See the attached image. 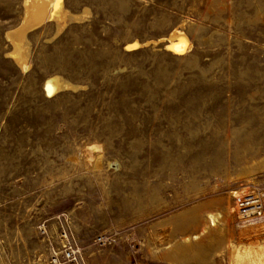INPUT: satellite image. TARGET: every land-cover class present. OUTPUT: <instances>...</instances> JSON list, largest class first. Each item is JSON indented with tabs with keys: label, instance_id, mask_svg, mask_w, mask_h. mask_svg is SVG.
Masks as SVG:
<instances>
[{
	"label": "rangeland",
	"instance_id": "1",
	"mask_svg": "<svg viewBox=\"0 0 264 264\" xmlns=\"http://www.w3.org/2000/svg\"><path fill=\"white\" fill-rule=\"evenodd\" d=\"M64 6L91 12L29 31L22 68L6 32L23 0H0V264H230L262 243L236 198L264 200V0ZM52 74L84 87L48 96ZM229 208L193 248L153 249Z\"/></svg>",
	"mask_w": 264,
	"mask_h": 264
},
{
	"label": "bare ground",
	"instance_id": "2",
	"mask_svg": "<svg viewBox=\"0 0 264 264\" xmlns=\"http://www.w3.org/2000/svg\"><path fill=\"white\" fill-rule=\"evenodd\" d=\"M23 6L24 13L20 22L14 27L8 29L6 32V37L11 41L13 45V49L11 50L10 54L15 59L17 64L22 68L28 67V60L31 55L30 41L28 38L29 31L42 25L46 20L50 18L57 20L58 29L56 34H58L63 28V26L61 25L62 23H60V21H63L65 23H67L68 19L80 21L91 12L88 7H85L82 13H73L64 6V0H23ZM175 39L177 40V42H174L176 41ZM170 41L172 43V48L175 51H179L182 53L183 50H186L185 48L188 44V37L179 27H175L170 32ZM131 45L129 46L130 48L137 44H134L133 46ZM44 86L46 89V94L48 96L55 95L65 90L75 91L81 87H84V85L73 83L59 74H52L48 76L44 81ZM231 193L237 194L238 191L233 190L231 191ZM231 210L230 208L227 209L225 214L212 209H208L201 214L197 213L194 218L203 222H200L201 228L197 230V232L195 231L194 233L187 234L183 236L180 240L178 239V241L165 244L161 248L155 247L153 249L157 253L165 252L166 255V253H168L172 249L179 250L180 248H191L193 245L195 246L196 243H199V238L201 236L205 234L209 235L210 233L212 234V232H214V229L218 227L219 221L225 222L228 218H230ZM256 229H254V231ZM259 230H256V232L258 231V233H260ZM224 244L225 242L223 241L219 242V247L216 251L217 253H220L223 249H225ZM230 247V264H264V240L262 243L256 241L250 242L249 244H246L244 246H238L232 243Z\"/></svg>",
	"mask_w": 264,
	"mask_h": 264
},
{
	"label": "built area",
	"instance_id": "3",
	"mask_svg": "<svg viewBox=\"0 0 264 264\" xmlns=\"http://www.w3.org/2000/svg\"><path fill=\"white\" fill-rule=\"evenodd\" d=\"M236 203L239 208L238 217L241 221L253 222L264 219V200L262 197L254 194L245 195L237 197Z\"/></svg>",
	"mask_w": 264,
	"mask_h": 264
}]
</instances>
